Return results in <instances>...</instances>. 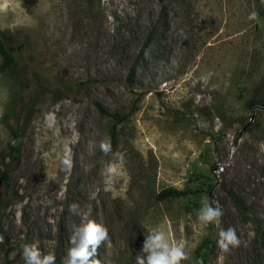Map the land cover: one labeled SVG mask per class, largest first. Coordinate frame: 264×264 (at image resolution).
<instances>
[{"label":"rangeland","instance_id":"rangeland-1","mask_svg":"<svg viewBox=\"0 0 264 264\" xmlns=\"http://www.w3.org/2000/svg\"><path fill=\"white\" fill-rule=\"evenodd\" d=\"M0 39L22 45L21 81L0 72V163L23 131L10 198L0 179V264L37 242L63 264L89 210L111 240L100 264H136L153 230L181 264H261L264 0H0ZM168 188L191 194L157 201ZM205 196L219 226L197 219ZM229 227L241 244L225 253Z\"/></svg>","mask_w":264,"mask_h":264},{"label":"clouds","instance_id":"clouds-1","mask_svg":"<svg viewBox=\"0 0 264 264\" xmlns=\"http://www.w3.org/2000/svg\"><path fill=\"white\" fill-rule=\"evenodd\" d=\"M256 16L257 13L252 12L249 18L254 19ZM100 148L107 154L111 150V145L102 142ZM64 164L70 168V158L65 159ZM81 215L82 223L74 228L70 240L71 247L67 250L63 264H100L99 260L93 258L97 255V250L101 245L111 244L108 229L103 224L89 219L90 210ZM222 216V208L213 207L205 196L202 199V207L197 212V219L205 225L219 226ZM218 235L217 245L222 252L226 253L230 247H238L241 244L236 230L232 227L220 229ZM141 252L145 255H138L136 264H181V261L189 259V255L182 245L170 243L165 233L159 230H153L145 236ZM22 256L25 264H55V255L52 253L43 254L38 247V242L24 245Z\"/></svg>","mask_w":264,"mask_h":264},{"label":"trees","instance_id":"trees-1","mask_svg":"<svg viewBox=\"0 0 264 264\" xmlns=\"http://www.w3.org/2000/svg\"><path fill=\"white\" fill-rule=\"evenodd\" d=\"M21 51H22V45L14 48L12 46L6 45V43L0 39V59H1L0 72L12 74L18 82L21 81L20 79L21 69L19 66V62L17 60V54ZM10 136H11V140L8 144V152L6 156L2 158L0 163V179L5 187L6 198H10L13 195L9 184L8 169L10 166L15 167L19 163L21 156V142H22L23 131L18 126L16 127V129H12L10 131ZM210 189L211 188H208L207 192H209ZM189 194H191V191L189 190H178L174 188H168L159 192L156 195V199L157 201L161 202L172 199H180L185 196H188ZM228 195L230 196L232 201H234L239 212L245 214L247 208L245 206V203L238 197V195L233 190H229ZM252 223L255 225V229H254L255 239H257L259 243V248L261 252V264H264V231L259 221L253 220ZM2 236L6 238L5 233H2ZM11 250H12L11 248L7 249L6 251L7 257L9 256ZM55 264H59V259L57 257L55 258Z\"/></svg>","mask_w":264,"mask_h":264}]
</instances>
